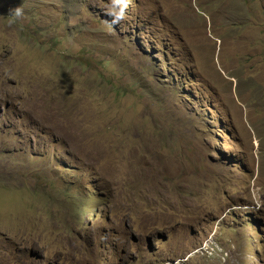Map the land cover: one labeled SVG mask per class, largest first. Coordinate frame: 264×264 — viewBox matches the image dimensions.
<instances>
[{
    "label": "rangeland",
    "instance_id": "obj_1",
    "mask_svg": "<svg viewBox=\"0 0 264 264\" xmlns=\"http://www.w3.org/2000/svg\"><path fill=\"white\" fill-rule=\"evenodd\" d=\"M127 4L0 0V264H264V0Z\"/></svg>",
    "mask_w": 264,
    "mask_h": 264
},
{
    "label": "clouds",
    "instance_id": "obj_2",
    "mask_svg": "<svg viewBox=\"0 0 264 264\" xmlns=\"http://www.w3.org/2000/svg\"><path fill=\"white\" fill-rule=\"evenodd\" d=\"M121 0H117V3H120ZM123 2V6L120 8L119 12L113 14V23L116 24V23H120L122 20H124L126 18V9L128 7V4H127V0H122ZM13 16L15 18H19L21 15H22V9L17 7L16 9H14L13 11ZM112 14V13H110Z\"/></svg>",
    "mask_w": 264,
    "mask_h": 264
}]
</instances>
